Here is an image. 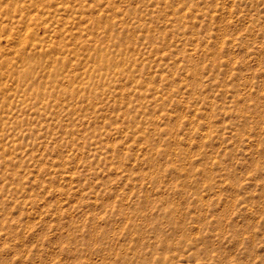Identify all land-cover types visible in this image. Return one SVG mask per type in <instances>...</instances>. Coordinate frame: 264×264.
Listing matches in <instances>:
<instances>
[{
    "label": "rangeland",
    "instance_id": "obj_1",
    "mask_svg": "<svg viewBox=\"0 0 264 264\" xmlns=\"http://www.w3.org/2000/svg\"><path fill=\"white\" fill-rule=\"evenodd\" d=\"M0 264H264V0H0Z\"/></svg>",
    "mask_w": 264,
    "mask_h": 264
}]
</instances>
